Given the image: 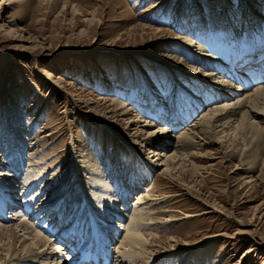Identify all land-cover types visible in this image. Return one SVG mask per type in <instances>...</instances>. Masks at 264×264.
Here are the masks:
<instances>
[{
	"label": "rangeland",
	"instance_id": "374dc122",
	"mask_svg": "<svg viewBox=\"0 0 264 264\" xmlns=\"http://www.w3.org/2000/svg\"><path fill=\"white\" fill-rule=\"evenodd\" d=\"M246 1L256 15L264 16V1ZM241 3L242 0H0V167L16 166L24 177L17 182L21 192L14 189L20 196L17 200L25 203L22 208L32 204L33 199L23 200L31 191L36 206L39 196L48 198L55 185L60 198L55 196L42 208L60 207L58 220L50 226L58 234L73 228L76 218L72 214L82 216V203L97 208L93 197L105 195V191L97 196L88 192V186L76 188L72 178L78 175L84 182L96 181L100 169L107 184L119 193L116 176L122 177L120 182L128 187L133 180L132 166L140 176L145 173V162L150 163L151 154L131 145L125 129L127 119L108 112L106 99L124 102L134 109L133 114L145 112L143 116L138 113L145 120L151 119L147 114H157L155 118L161 117L162 124L170 126L178 110L209 89L186 77V67L207 70L205 62L211 57L217 61L213 66L219 76L234 87L244 69L250 73L260 69L264 63V36L250 39L253 35L247 26L254 24L264 34V20L256 17L250 25L245 24L248 21ZM195 4L204 20L200 25L197 17H189L188 11ZM245 5L244 10H248ZM153 28L164 32L159 35ZM241 34L246 40L244 50L239 43ZM184 35L194 46L187 48L181 42ZM198 45L203 50L196 48ZM171 56L182 59L183 64L171 61ZM218 64L223 68L219 69ZM242 79L250 83L248 77ZM256 85L244 87L251 90ZM196 86L200 89L195 91ZM158 97L162 104L156 111ZM260 105L264 109V100ZM13 127L20 128L21 138L15 136ZM187 128L183 125L178 132ZM178 132L173 134L177 136ZM211 138L207 133L196 138L198 146L192 151L198 157L190 158V164L198 168L199 178L191 180L190 188L186 186L187 171L172 183L155 168L131 192L126 205L116 203L121 212L129 210V214L136 198L148 197L150 205L146 207L155 224L151 232H146L154 235L148 237L156 244L149 246L157 249L150 258L154 264H264V130L231 129L221 138V146L212 143ZM172 151L173 147L167 149V155ZM125 163H131V168ZM84 164L91 165L97 173H84ZM27 184L30 188L25 190ZM32 213L35 221L45 223L54 215L47 210L49 217ZM120 223L127 224L128 220L113 221L114 227ZM253 245L254 251L246 255Z\"/></svg>",
	"mask_w": 264,
	"mask_h": 264
},
{
	"label": "bare ground",
	"instance_id": "6f19581e",
	"mask_svg": "<svg viewBox=\"0 0 264 264\" xmlns=\"http://www.w3.org/2000/svg\"><path fill=\"white\" fill-rule=\"evenodd\" d=\"M263 1L264 0H262L261 4H263ZM244 5L246 6V8H248V10H244L243 8ZM197 7L198 5L196 4L194 6H191L190 8L193 9L188 12L191 14V15L189 14L190 15L189 17L191 16L197 17V22L200 25L202 22H204V20L200 15V13L198 12V10H196ZM241 7L244 11L243 13L245 15V20L248 21L245 24L250 25V23L255 21V19H257L258 17H261V19L264 20V16L256 15V12L251 9L252 6L248 3V1L242 0ZM253 25L254 24L247 26V28H251L249 30L253 35L251 38L250 37L248 38L250 39L256 38L258 40L259 37L263 38L264 34L261 31L262 29H257V27H254ZM262 25H264V23ZM153 29L159 35H161L164 32L162 28H153ZM200 29L201 28H199V30ZM233 40L234 39H232V41ZM182 41H184L187 44V46L184 45L185 43L184 44L180 43L181 46H186L187 48L188 46L189 47L194 46L193 41L188 37H186L185 35L183 36L181 42ZM239 41H240L239 43L241 44L240 46L244 50L243 41L246 40L243 37V35L239 39ZM248 41L251 42V40L249 39ZM249 44L247 43L248 46ZM259 46L260 43L258 44V47ZM196 48H198L199 50H203L202 46L200 45L196 46ZM253 49L255 48H250L248 50H253ZM256 51L260 52L261 50L258 48ZM189 52H187L188 55H190ZM192 54L194 53L192 52ZM230 55L232 56V54ZM214 56H216V54ZM173 60L180 65L183 64L182 59L172 57L171 61ZM215 62L214 59L208 57V60H206L205 62L206 63L205 68L207 70L199 68L200 66L186 67L188 69L187 71L188 73L185 74L186 77H188L189 79H193L192 81H195V85L205 84L206 86H208L209 89L207 88L208 90L206 91L205 90L206 86H205V88H203L205 91H203V94L200 97L196 96L198 98L191 99L190 103L187 104V106L185 107L183 106L184 108L181 111L178 110L176 115L172 117L173 120H171V122L169 123L170 126H167L168 124L166 123H165L166 125L164 123L162 124V122L160 121L161 117L159 119L155 118L157 114L153 116L147 114V116H149L151 119L145 120L142 119V116L146 115V114L143 115L141 114L143 111L138 109L139 111L136 114H133L134 109H132L131 107L130 108L127 107V105L124 102L113 99H109V100L106 99L104 101L108 103L107 105V108H109L108 112H113L115 113V115L122 117L121 120H124L123 118L127 119L125 123V129L127 130L126 134L129 135L130 137V141L132 143L131 145L135 148L138 147L139 150L140 149L147 150L148 153L151 154L150 163L145 162L144 168L146 171L145 173L143 172L144 174H142L141 176L138 174L137 169L134 166H132V168L130 167L131 163L128 166L125 163V167L127 166L129 169L131 168V174H132L131 178L133 180H131L132 184H129L128 187L127 186L124 187L122 185V182H120L122 181V177L116 176L114 179L116 185L118 186L117 189L119 190V193H115L113 191L112 186L107 184V182L105 181V177L103 176L104 173L99 168H98L99 177L97 178L96 181L93 180L92 182L91 181L84 182L82 178L78 175L76 178L74 179L72 178V183L74 184L76 182L75 184L77 186L76 188L79 187L81 189L84 186H88L90 188L88 192H92L94 193V195L97 196L100 191H105V195L98 197V199L93 197L94 201H96L97 208H94L91 204L86 205L85 203L84 205V203H82L84 206V210L82 211V216L79 217L80 213L77 212L75 215L74 213L72 214V218L73 219L76 218V219L74 220L75 222H74V226H72L73 228L70 227L71 228L70 230H68L69 228L67 229V231L62 229L61 232H57L58 234H54L55 232H53L50 226L54 225L53 223L58 220L56 219V217L60 207L57 208L55 206L57 208L56 210L50 207L48 209L42 208L43 206L46 205L47 201L52 202L53 200L52 198H54L55 196L56 197L59 196L60 190L58 191V189L55 188L56 187L55 185H52L53 192L51 191L52 194L51 195L49 194L50 198L49 197H48L49 199L47 197L44 198L43 195L39 196L40 199L38 198L39 201L36 203L37 204L36 206H34L35 201H33L35 200L34 198L35 196L33 197L34 194H32V191L31 192L29 191L30 194H27L25 199L23 200L25 202V200L30 201L33 199L32 202L30 201V204L31 203L32 204L29 207L24 206V208H22L23 207L22 205L23 204L25 205V203L22 204L20 200H17V197L20 196L17 195L18 193L16 194L14 189L19 190L20 193L21 191L20 188H18L19 186L17 183L18 178L19 179L23 178V180L25 179L24 177H22L21 173L17 172L18 168L16 166L10 168L9 164L1 165L0 168L2 169H0V264H145V263L154 264L152 263V260L154 259H150V258L153 257L155 253H157L156 252L157 249L153 250L149 248V246H155L156 244L154 243L155 241L149 240L148 237H150L151 235H152L151 238L154 237V235L151 234L150 232L152 231L151 226L154 225L155 223L154 224L152 223L153 218L151 215V211L149 208L146 207V205L149 204L148 197L147 196L143 197L144 195L143 196L140 195V197L136 198V201L135 203H133L134 205H132V210L129 212V214L126 213L129 210H123L121 212L120 210H122V208L121 207L117 208L116 203H119L121 205L124 204L126 205L127 198L130 196L131 192H133L134 190L136 191L137 185L139 186V184L142 182L143 179L149 178L152 175V172L153 170H155V168L160 169L161 175L168 178V180H170V182L172 183L173 180L176 181L179 175H182L185 171H187L189 174L188 176L189 181H187L186 186L190 188L188 184L192 182L191 180L195 178L196 179L199 178L198 177L199 173L196 170L198 168H195L196 166L190 164L191 162L190 158L197 156V154L195 153L196 151L193 152L192 150L195 149L197 145L195 144L196 138L200 137V135L205 136L206 133L211 135L213 138V139L211 138L212 139L211 142L212 143L218 142L219 146H221L220 145L222 141L221 138L225 137L227 135V131L231 129L246 127L251 130H256L259 132L264 130V126H263L264 109L260 105L261 101L264 100V84L261 83L262 80L264 81V69H263L264 63L261 65V68L258 69L259 70L258 75H257V71H258L257 69L254 71V73H250L248 69L247 70L242 69L243 71L241 73L239 71L240 80L237 86L234 87L232 82H229L225 78L219 76L220 75L219 70L215 69V67L213 66V65L216 66ZM223 66L224 65L222 64L217 65L219 69H222ZM215 70H217V72ZM248 73L253 75V76L250 75L252 79L247 75ZM244 76L250 79V83H248L247 81L246 82L241 81L243 80L242 78ZM255 83H257V85ZM253 84L256 86L251 90H248L247 87H244V86L250 87ZM147 86L148 85H143L142 88L144 89L148 88ZM196 87L197 88H195V91L196 89L198 90L200 86H196ZM133 88L134 86L130 89V92L132 93L135 90ZM154 98L155 97L152 96V99ZM160 99H161L160 97L156 99L158 100L157 102L155 101L156 106H158V104L162 102L159 101ZM212 99H215L212 104L207 103V101ZM155 104H154V108H156L157 111V109L159 110V107H161V105L156 107ZM166 108L167 107H165L164 109ZM138 113H140L142 116L139 115ZM194 115L197 116L194 117ZM189 121L191 122L187 124ZM174 122L176 123L173 124ZM183 125H186V127L188 128L182 132H178L180 130L179 128H181ZM14 128L15 127H13L12 130H14ZM19 129L20 128H18V130H14V133L15 136L21 138L22 134L21 131H19ZM177 132L178 135L175 136L173 133H177ZM204 145H206V140L204 142ZM18 146L20 145L18 144ZM170 147H173V151L169 155H167L166 153L167 149H170ZM186 150L187 152H185ZM81 168L83 169L84 173L87 172L90 174L96 172V170H94L93 167L89 164H84L81 166ZM27 177L28 176H26L25 178ZM7 179H9L10 181H7ZM14 182L16 185L12 184ZM51 184H53V182ZM42 185H44V183ZM29 188L30 185L27 184L25 190H28ZM54 192L57 194L53 195ZM29 209H31L32 212L34 211L38 212V215L40 216L41 215L43 216L44 213L45 216L46 215L48 216V213L46 214V210L49 213H52L53 211L54 215H51L49 223L41 222V220L39 219L36 220L37 221L36 222L34 220L35 218L34 213L31 212V214H28L30 212ZM62 214L63 212H61L60 216H62ZM77 214H79V216ZM76 215L78 217H76ZM51 218L53 221H51ZM122 218L127 219L128 223L127 224L120 223L116 226L117 228L114 227L113 221L115 219H122ZM148 229L150 230L149 233L146 232L148 231ZM121 231L125 234L124 235L123 233L121 234L120 233ZM45 234L49 238H46ZM118 239H120L119 242ZM115 240L118 242V244L117 242H115ZM54 241L56 242V244L53 243ZM112 249L113 250L115 249V251H113ZM170 249L173 248L170 247L169 250ZM254 249L255 246L253 245L247 252H245V254L247 255L253 252ZM107 260H109V262Z\"/></svg>",
	"mask_w": 264,
	"mask_h": 264
}]
</instances>
